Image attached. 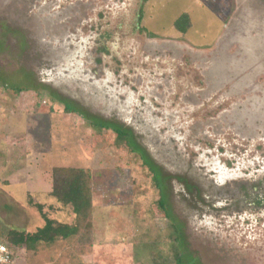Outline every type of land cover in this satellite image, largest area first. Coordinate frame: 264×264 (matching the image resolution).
Wrapping results in <instances>:
<instances>
[{
    "label": "rangeland",
    "instance_id": "rangeland-1",
    "mask_svg": "<svg viewBox=\"0 0 264 264\" xmlns=\"http://www.w3.org/2000/svg\"><path fill=\"white\" fill-rule=\"evenodd\" d=\"M92 120L131 129L161 168L182 264H264V0H0V232L74 223L52 175L81 168L89 262L176 264L152 174ZM66 242L15 264L65 262Z\"/></svg>",
    "mask_w": 264,
    "mask_h": 264
},
{
    "label": "trees",
    "instance_id": "trees-1",
    "mask_svg": "<svg viewBox=\"0 0 264 264\" xmlns=\"http://www.w3.org/2000/svg\"><path fill=\"white\" fill-rule=\"evenodd\" d=\"M175 29L186 35L191 27V18L187 13L182 14L174 21ZM64 104L66 113L78 114L85 118V115L68 101H61ZM87 119V118H86ZM93 128L98 130L111 131L116 135V143L118 146H125L129 152L135 154L142 164L148 168L152 174V178L156 188L159 191L160 199L158 201L159 209L164 213L165 217L170 221L173 233L170 234L172 242L173 256L176 264H182L183 261V236L179 231V227L173 222L171 211L168 207L167 195L165 192V176L161 168L155 164L154 160L148 155L147 151L137 142L134 132L123 126L113 124L107 121H95L90 123ZM53 195L64 206L71 207L75 215L73 224L58 223L55 220L43 216L45 226L36 232L29 233L9 230L8 233L0 232L1 240L7 241L15 246L27 247L35 249L39 243L53 244L57 240L73 239L74 250L76 248H90L93 244V197L91 175L88 171L81 168H55L53 170ZM190 189V186H188ZM38 209L42 211V205H38ZM93 241V242H92Z\"/></svg>",
    "mask_w": 264,
    "mask_h": 264
},
{
    "label": "crops",
    "instance_id": "crops-1",
    "mask_svg": "<svg viewBox=\"0 0 264 264\" xmlns=\"http://www.w3.org/2000/svg\"><path fill=\"white\" fill-rule=\"evenodd\" d=\"M49 219H51V218H49ZM74 219H75V215H74ZM51 220H55V219H51ZM55 221H57V220H55ZM57 222L58 223H62L60 221H57ZM64 224H73V222H69V223L67 222V223H64ZM44 226H45V224L43 226H39V228L37 230L43 228ZM12 229H14V228H11L10 230H12ZM15 230L20 231V229H15ZM28 232L29 233H33L32 231H28ZM65 241H67V242H66V244H65V246L63 248V251L65 253H68L67 258H66L65 262H60L61 257L60 256L58 258L55 257L56 264H91V263L92 264H104L103 261L101 262L99 260H96V258H95V260H93V262H89V255H91V251H92V250L90 251L89 248H84L83 249L82 247L81 248L79 247V248H76L74 250V246H73L74 240L70 239V240H65ZM9 244H11V243H9ZM39 244H45V243H39ZM11 245H13V244H11ZM93 245L94 244H92V246ZM13 246H14L15 253L17 254V250L19 248H21V247L20 246H15V245H13ZM23 247H25V246H23ZM35 249H32V250H35ZM49 257L52 259L51 255ZM42 259L44 260V257ZM43 260H40V262H42ZM15 261H16V259H15ZM15 261H14V264H15ZM51 262H52V260H51Z\"/></svg>",
    "mask_w": 264,
    "mask_h": 264
},
{
    "label": "built area",
    "instance_id": "built-area-1",
    "mask_svg": "<svg viewBox=\"0 0 264 264\" xmlns=\"http://www.w3.org/2000/svg\"><path fill=\"white\" fill-rule=\"evenodd\" d=\"M14 246L0 239V264H14Z\"/></svg>",
    "mask_w": 264,
    "mask_h": 264
},
{
    "label": "flooded vegetation",
    "instance_id": "flooded-vegetation-1",
    "mask_svg": "<svg viewBox=\"0 0 264 264\" xmlns=\"http://www.w3.org/2000/svg\"><path fill=\"white\" fill-rule=\"evenodd\" d=\"M135 139L137 140V138L135 137ZM137 142H138V140H137ZM139 143V142H138ZM190 190V189H189ZM168 201V200H167ZM168 207H169V203H168ZM170 209V208H169ZM178 227H179V231H180V233L182 234V236H183V238H184V234H183V228H182V226L181 225H177ZM184 240V239H183ZM183 244H184V241H183Z\"/></svg>",
    "mask_w": 264,
    "mask_h": 264
}]
</instances>
